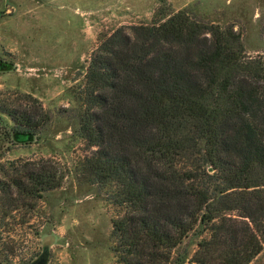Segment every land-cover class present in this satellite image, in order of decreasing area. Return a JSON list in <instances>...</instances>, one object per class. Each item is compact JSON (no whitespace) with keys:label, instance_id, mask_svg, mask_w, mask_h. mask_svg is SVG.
<instances>
[{"label":"trees","instance_id":"trees-1","mask_svg":"<svg viewBox=\"0 0 264 264\" xmlns=\"http://www.w3.org/2000/svg\"><path fill=\"white\" fill-rule=\"evenodd\" d=\"M130 30L92 52L78 129L94 149L77 173L121 208L116 264H249L264 249V66L242 59L239 33L186 9ZM2 112L13 121L4 131L18 138L47 122ZM63 179L42 159L0 178V194L11 211ZM46 261L45 246L26 264Z\"/></svg>","mask_w":264,"mask_h":264},{"label":"rangeland","instance_id":"rangeland-1","mask_svg":"<svg viewBox=\"0 0 264 264\" xmlns=\"http://www.w3.org/2000/svg\"><path fill=\"white\" fill-rule=\"evenodd\" d=\"M181 9L203 24L232 28L242 59L264 66V0H0V178L42 159L64 171L61 186L29 205L9 211L0 194V262L7 256L26 264L46 246L45 264H116L112 227L121 208L109 188L77 173L94 149L78 130L86 68L114 30L130 33ZM5 108L46 114L47 122L18 138L4 131L13 125ZM195 242H183L189 255ZM249 264H264V249Z\"/></svg>","mask_w":264,"mask_h":264}]
</instances>
